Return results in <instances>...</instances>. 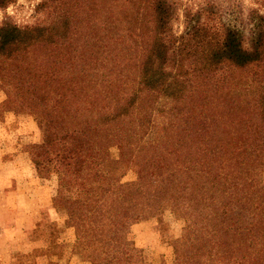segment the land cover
Segmentation results:
<instances>
[{
  "label": "trees",
  "instance_id": "obj_1",
  "mask_svg": "<svg viewBox=\"0 0 264 264\" xmlns=\"http://www.w3.org/2000/svg\"><path fill=\"white\" fill-rule=\"evenodd\" d=\"M73 4L44 0L48 25L0 28V65L5 104L40 133L35 171L65 189L112 156L93 206L66 218L77 243L96 214L98 264H148L122 247L124 229L168 211L182 223L169 264H264V17L245 51L203 12L187 11L176 37L175 0ZM121 169L134 178L117 179Z\"/></svg>",
  "mask_w": 264,
  "mask_h": 264
},
{
  "label": "rangeland",
  "instance_id": "obj_2",
  "mask_svg": "<svg viewBox=\"0 0 264 264\" xmlns=\"http://www.w3.org/2000/svg\"><path fill=\"white\" fill-rule=\"evenodd\" d=\"M74 1L62 0L75 7ZM175 1L179 6V0ZM37 11L43 12L45 20L42 23L48 25L52 16L47 10L38 8ZM74 19L78 20L76 16ZM3 74L0 65V91L5 94L1 83ZM168 107L169 100L161 97L158 108L166 110ZM154 135V131H150L144 143ZM39 141L40 133L33 116L16 111L6 105L5 100L0 102V226L6 223L10 226L6 229L15 230L7 238L11 246L26 243L28 250L22 254L11 247L13 253L17 252L13 254L12 264H98L99 248L94 236L101 226V218L92 214L82 222V236L87 239L83 245L77 243V231L66 218L79 209L81 202L93 206L98 186H101L93 183V177L112 171V156L106 152L101 164L84 175L82 185L60 189L54 174H40L32 165L31 147ZM115 176L122 182L134 178L125 169L119 170ZM262 179L264 182V173ZM29 224L31 227L25 235L18 233L16 228L21 230ZM181 227L180 220L164 211L125 227L122 247L139 250L148 264H169L172 260L171 243L178 237Z\"/></svg>",
  "mask_w": 264,
  "mask_h": 264
},
{
  "label": "clouds",
  "instance_id": "obj_3",
  "mask_svg": "<svg viewBox=\"0 0 264 264\" xmlns=\"http://www.w3.org/2000/svg\"><path fill=\"white\" fill-rule=\"evenodd\" d=\"M44 0H14L0 7V28L12 25L20 30L43 27L45 20L42 11H37ZM211 9V12L209 11ZM192 16L206 13L211 17L214 31L226 35L231 29L241 36V47L251 51V42L260 29V18L264 17V0H179L176 9V20L172 23V31L176 37L185 35L188 30L186 12ZM7 99L0 91V102Z\"/></svg>",
  "mask_w": 264,
  "mask_h": 264
},
{
  "label": "crops",
  "instance_id": "obj_4",
  "mask_svg": "<svg viewBox=\"0 0 264 264\" xmlns=\"http://www.w3.org/2000/svg\"><path fill=\"white\" fill-rule=\"evenodd\" d=\"M29 225L22 227L21 230L20 229L18 230V228H16V229H17L19 234L25 235L26 230L27 229L29 230L31 227V225L30 226ZM7 227H10V226L7 225L6 223H4L0 226V264H12V261L14 259L13 254H15L17 252L22 253V254H26V252L28 251V250H26L27 249L26 243H22L21 246L18 245L17 247H13V246H11L10 243L7 242V238L9 237V234L12 231L11 229H6ZM12 232H15V230ZM11 247L13 248V250L16 249L17 252L13 253V250L11 249Z\"/></svg>",
  "mask_w": 264,
  "mask_h": 264
}]
</instances>
